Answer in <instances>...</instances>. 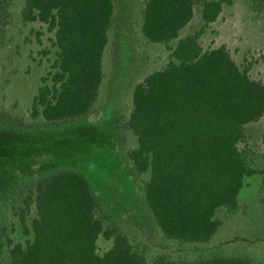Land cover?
<instances>
[{"label":"trees","instance_id":"16d2710c","mask_svg":"<svg viewBox=\"0 0 264 264\" xmlns=\"http://www.w3.org/2000/svg\"><path fill=\"white\" fill-rule=\"evenodd\" d=\"M233 0H143L140 27L153 43L167 45L168 60L136 82L126 127L136 138L128 164L161 233L182 244H205L235 214L251 168L239 147L244 125L264 115V81L240 67L225 44L203 49L199 31L178 38L201 3L205 24ZM113 0H18L23 24L45 26L54 56L30 101L33 119L78 118L98 102L103 52ZM26 38L28 36L26 35ZM147 174V176H146ZM22 221L32 207V238L9 241L14 264H260L248 254L212 249L194 259L159 254L147 259L103 209L88 178L65 167L31 179L22 198ZM27 232V231H26ZM101 236L111 239L97 251ZM224 252V253H223Z\"/></svg>","mask_w":264,"mask_h":264},{"label":"rangeland","instance_id":"374dc122","mask_svg":"<svg viewBox=\"0 0 264 264\" xmlns=\"http://www.w3.org/2000/svg\"><path fill=\"white\" fill-rule=\"evenodd\" d=\"M113 1L98 102L78 118L45 121L31 118L29 108L41 77L50 70L54 47L48 36L52 33L43 26L38 41L31 27L40 28L39 23L19 21L18 0H0V264H14L9 241L25 243L32 238V207L23 221L21 216L27 182L65 167L88 178L105 212L147 259L159 254L194 259L223 248L225 253H245L264 264V204L258 172L244 177L235 214L224 217L223 210H217L223 225L209 242L178 243L156 226L128 164L136 138L126 119L136 82L164 65L169 50L142 34L143 0ZM196 31L203 49L225 44L241 68L247 67L251 77L264 81V0H233L207 24L199 3L192 19L168 44L173 46L178 38ZM239 147L251 168L264 166V115L244 125ZM96 244L101 253L111 239L99 236Z\"/></svg>","mask_w":264,"mask_h":264}]
</instances>
